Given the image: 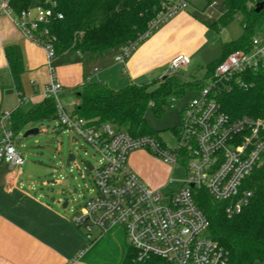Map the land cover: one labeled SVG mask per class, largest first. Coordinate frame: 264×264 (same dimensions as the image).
<instances>
[{"label": "built area", "instance_id": "1", "mask_svg": "<svg viewBox=\"0 0 264 264\" xmlns=\"http://www.w3.org/2000/svg\"><path fill=\"white\" fill-rule=\"evenodd\" d=\"M189 4V0H165L140 40L149 38ZM54 7L55 4L36 5L18 15L10 0H0V13L10 17L28 40L45 50L49 67L56 57V37L48 26L63 18ZM136 45L137 42L121 47L116 62L124 64ZM190 63L188 56H176L170 63V74ZM248 73L264 76V39L256 35L249 49L235 51L221 61L192 101L183 104L179 110L182 125L175 132L178 145L169 147L158 136L132 137L110 125H91L67 111L59 96L63 87L51 68V85L45 94L57 103L60 128L84 138L101 157L97 167L89 164L94 197L73 217L75 227L84 232L86 245L68 264L82 261L98 240L119 230L140 261L158 257L170 264H227V253L212 239L210 222L196 204L194 190L204 189L214 200L226 202L229 217L240 214L249 202L252 194L242 191V186L262 163L264 119L232 120L217 101L222 89ZM237 83L246 88L240 78ZM18 97L22 105L25 99L20 94ZM179 102L173 100L169 106L174 108ZM11 119L10 112L0 115V163L21 170L26 161L15 144ZM135 151H148L165 164L185 167L181 187L173 192L150 188L128 166L129 156Z\"/></svg>", "mask_w": 264, "mask_h": 264}, {"label": "trees", "instance_id": "2", "mask_svg": "<svg viewBox=\"0 0 264 264\" xmlns=\"http://www.w3.org/2000/svg\"><path fill=\"white\" fill-rule=\"evenodd\" d=\"M165 0H10L16 14L33 5L50 7L63 15L48 26L56 37L55 56L67 54L103 55L129 43H140L150 29L151 22L162 9ZM215 0H207L208 8ZM226 11L211 25L215 31L239 20L243 34L236 41L223 45V55L208 66V77L215 67L231 53L250 48L255 31H264V8L256 12L264 0H221ZM36 2V4H34ZM153 33V32H152ZM151 33V34H152ZM14 89L21 95L22 76L25 73L23 56L18 46L5 50ZM246 84L242 88L237 83ZM204 82L182 80L177 74L167 75L146 84H130L120 90L111 89L105 82H86L73 90L78 104L73 115L98 127L110 125L115 131L132 137L158 136L147 121L152 111L161 117L173 100H183L189 91H197ZM221 110L232 120L244 117L264 119V76L243 74L236 77L231 87L217 96ZM58 120L54 98H47L28 111L17 109L12 113V130L16 135L30 124ZM250 192L248 204L240 214L229 217L227 203L214 200L204 189L194 190L198 207L210 222L212 239L227 253V264H264V156L262 163L242 186ZM87 264H170L158 257L139 260L138 253L126 241L123 231H112L98 240L82 259Z\"/></svg>", "mask_w": 264, "mask_h": 264}, {"label": "crops", "instance_id": "3", "mask_svg": "<svg viewBox=\"0 0 264 264\" xmlns=\"http://www.w3.org/2000/svg\"><path fill=\"white\" fill-rule=\"evenodd\" d=\"M214 3L216 5L209 8L218 5ZM181 25L178 20L167 22L157 34L147 38L143 47L131 53L124 64L116 62L121 48L103 55L75 53L59 57L60 60L68 57L72 65L65 62L54 65L52 60L50 67L54 77L63 87L60 94L75 98L73 90L86 82H105L111 89L120 90L130 84H144L140 82L149 78L154 81L170 75L171 61L183 53L179 47L174 52L167 35ZM9 46H18L22 52L25 73L21 95L25 99L23 104L29 105L25 109H22L23 104H9L13 97L19 103L5 54ZM108 53L115 55L108 56ZM50 67L45 50L28 40L10 17L0 13V115L17 109L28 111L47 99L45 91L52 78ZM77 104L75 98L69 112H73ZM36 125L30 124L31 127ZM144 163L166 167L148 151H135L129 156V168L151 188L162 189L155 175L144 169ZM23 167L10 169L0 163V264H68L86 245L84 232L73 224L79 207L71 206L64 192H48L33 181L24 182Z\"/></svg>", "mask_w": 264, "mask_h": 264}, {"label": "rangeland", "instance_id": "4", "mask_svg": "<svg viewBox=\"0 0 264 264\" xmlns=\"http://www.w3.org/2000/svg\"><path fill=\"white\" fill-rule=\"evenodd\" d=\"M189 1L191 4L185 11L176 14L169 20V22L178 20L182 23L177 30H172L167 35L172 49L177 52L179 47L182 49V55L188 56L191 60L189 66L178 70L175 74L184 81L197 79L207 82L208 66L222 57L225 43L236 41L241 37L243 29L238 19L218 32L211 28V25L218 21L226 11V6L221 0H215L218 5L214 8H206L207 0ZM32 7H36V5ZM165 25L155 29L149 38L157 34ZM255 35L264 39V33L261 30L257 29ZM146 41L147 39L138 43L132 54L143 47L142 45ZM114 55V53H108V56L113 57ZM108 59L110 60L109 57ZM59 60L58 57H55L53 64L65 62L66 65H72V61L68 57ZM152 79L149 78L140 83H150ZM196 95V91H189L177 106L174 108L167 106L164 114L159 118H156L151 110L148 111L146 117L150 127L169 147L178 145L175 132L182 125L179 110L183 104L192 101ZM59 96L68 111L72 110L71 104L75 102V98L67 94ZM9 104L19 105L16 97H13ZM28 106L23 104L22 109ZM10 126H12V122H10ZM30 127L29 125L22 128L14 137L15 144L26 161L23 167V181L40 184L48 192L50 190L64 192L70 205L74 207H80L90 202L94 197L92 191L95 186L89 173L91 168L89 164L97 167L101 159L94 147L84 138H76L75 134L62 130L58 120L45 121L43 124ZM35 129L38 130L37 134L25 136L27 132ZM160 162L164 166L170 167L171 170L154 163H144V169L155 175L157 181L162 184L163 191H176L186 178L185 167H174L165 164L162 160ZM43 182L45 183L43 184ZM47 185L50 187L47 188Z\"/></svg>", "mask_w": 264, "mask_h": 264}, {"label": "water", "instance_id": "5", "mask_svg": "<svg viewBox=\"0 0 264 264\" xmlns=\"http://www.w3.org/2000/svg\"><path fill=\"white\" fill-rule=\"evenodd\" d=\"M263 8H264V2H262V3H260V4L257 5L256 12L257 13H260ZM165 77H163V78H165ZM37 133H38V130L35 129V130H31V131L27 132L25 134V136H29V135H33V134H37Z\"/></svg>", "mask_w": 264, "mask_h": 264}]
</instances>
